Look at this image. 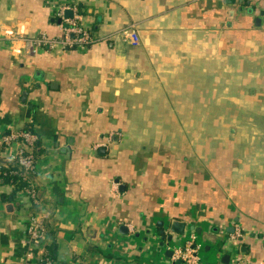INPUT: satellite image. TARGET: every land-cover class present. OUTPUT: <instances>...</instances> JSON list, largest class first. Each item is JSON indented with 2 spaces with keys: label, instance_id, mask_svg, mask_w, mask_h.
Listing matches in <instances>:
<instances>
[{
  "label": "crops",
  "instance_id": "crops-1",
  "mask_svg": "<svg viewBox=\"0 0 264 264\" xmlns=\"http://www.w3.org/2000/svg\"><path fill=\"white\" fill-rule=\"evenodd\" d=\"M63 5L89 43L50 45ZM27 124L34 194L0 174V264H179L191 234L200 264L264 260V0H0V135Z\"/></svg>",
  "mask_w": 264,
  "mask_h": 264
},
{
  "label": "built area",
  "instance_id": "built-area-1",
  "mask_svg": "<svg viewBox=\"0 0 264 264\" xmlns=\"http://www.w3.org/2000/svg\"><path fill=\"white\" fill-rule=\"evenodd\" d=\"M69 8L68 5H63L57 10L59 16V25L63 27V36L57 41L50 40V45L55 46L56 43L60 46H73V45H84L91 41V37L88 30L83 27L78 20L80 15L77 13L75 8L72 9V16L65 17L63 11ZM65 24V25H64ZM7 35H14L15 31L12 29L5 31ZM123 36L131 43H137L138 36L136 30L132 27L122 28ZM37 141V135L32 130L18 129L8 130L0 135V143L4 146H10L12 143H16L17 146L8 158L6 164L0 163V174H6V169L14 167L10 173H15L21 177L22 180H26L29 186L24 188L28 194H34V188L31 183V176L35 170V154L33 151L35 142ZM46 231V225L43 218L40 216H31L25 227V234L27 235L30 244L35 245L41 241ZM202 248L201 243L197 240L194 234H191L184 242L182 246L175 247L171 260L179 262V264H200L199 252ZM29 251L26 255H30ZM37 264H55L48 251L43 248L39 256L37 257ZM255 264H264V260L259 261Z\"/></svg>",
  "mask_w": 264,
  "mask_h": 264
},
{
  "label": "trees",
  "instance_id": "trees-1",
  "mask_svg": "<svg viewBox=\"0 0 264 264\" xmlns=\"http://www.w3.org/2000/svg\"><path fill=\"white\" fill-rule=\"evenodd\" d=\"M79 8V7H78ZM32 127H31V125H26V126H24L22 129H25V130H27V129H29V130H32L31 129ZM33 131V130H32ZM4 169H6L5 171H6V174H3V181H6V180H8L9 182H12L13 184H14V182H16V184H17V187H18V189L20 188L21 189V187L22 188H26L27 186H29V183L26 181V180H22L21 179V177L19 176V175H17V174H15V173H10V171L11 170H13L14 169V167H11V168H4ZM16 187V188H17ZM47 251H48V254H49V256L52 258V259H54V256H53V253H52V251H51V248L48 246L47 247Z\"/></svg>",
  "mask_w": 264,
  "mask_h": 264
},
{
  "label": "water",
  "instance_id": "water-1",
  "mask_svg": "<svg viewBox=\"0 0 264 264\" xmlns=\"http://www.w3.org/2000/svg\"><path fill=\"white\" fill-rule=\"evenodd\" d=\"M226 1V3H232V2H234L235 0H225ZM240 1V0H239ZM65 15V17H71L72 16V12H71V10L70 9H66L65 10V13H64ZM103 149V147L100 149V150H102ZM183 226H184V223H182L181 221H173L172 223H171V230L172 231H174V232H182L183 231ZM159 233H160V235H161V239L163 240L164 239V233H163V230L161 229L160 231H159ZM171 234H169V235H167V240H170L171 239ZM163 243V241H161V243L160 244H162ZM170 252H172V251H170Z\"/></svg>",
  "mask_w": 264,
  "mask_h": 264
}]
</instances>
